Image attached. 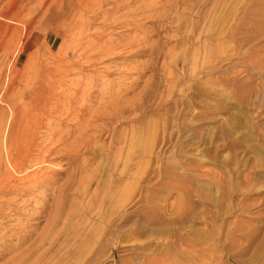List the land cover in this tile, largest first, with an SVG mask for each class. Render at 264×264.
<instances>
[{
    "label": "rangeland",
    "instance_id": "374dc122",
    "mask_svg": "<svg viewBox=\"0 0 264 264\" xmlns=\"http://www.w3.org/2000/svg\"><path fill=\"white\" fill-rule=\"evenodd\" d=\"M118 1L121 2H117L118 6L111 11L113 17L110 14L108 18L111 24L103 27L101 22L115 0H104L101 4L96 1L95 4L100 6L83 16L91 27L82 29V34L79 26L69 24L59 12H52L54 4L47 5L45 10H49L40 24L37 23L40 29L24 43L16 68L23 65L30 49L40 47L48 52L47 42L54 43L51 49L54 48L53 56L58 60L40 59L42 68L53 71L60 66L80 67L82 64V72L77 70L59 80L63 85H56L55 95H61L62 88L74 89L79 79V82L87 81L94 74L98 75V88H93L90 98H81L78 99L81 103H75L90 106V116L84 117L89 120L90 127L81 126L76 128H81V132H77L73 128L77 118L63 123L67 112L55 115L51 112L53 105L47 108L44 118L51 130L62 123L63 126L60 124L55 130L54 140L58 144L64 132L74 129V136L78 135L77 143L93 138L97 150L83 148L79 152L78 159L83 164L75 174V181L81 180L77 188L73 186L67 190L63 186L60 189L74 164L62 156L53 158L54 155L49 160L50 166L57 167L52 179L37 186L40 182L33 181L32 176L26 186L19 185L0 196V215L4 213L2 218L0 216V264L13 262L9 256L29 246L42 234L44 218L54 213L56 201L58 211L63 213L57 228L64 239L68 238L69 244L76 239L72 236L76 224L80 225V233H89L85 246L70 264H264V0H224L220 10L222 18L217 26L200 29V36L195 35L192 45L187 37L189 23L195 17L188 1L187 7L177 6L167 18L159 17L157 13L148 15V10L158 6V0ZM12 2L2 0L0 12ZM65 8L67 10L69 5ZM5 24H0V37L6 29ZM207 30L217 34L204 41L202 34L206 35ZM92 31L101 35L99 42L110 39L116 44V52L84 57L88 45L85 42L97 39L88 35ZM142 34H145L147 45L164 44L166 53L162 55L167 61L154 67L158 82L164 86L159 88L163 97L152 94L149 103L146 97L140 102L138 93L141 96L140 91L152 75V71L144 68L150 62V56H131V47H127L132 38ZM68 37L69 41H66ZM13 42L4 54L0 51L1 86L7 82L6 72H11L7 62L15 55L17 40ZM34 64L35 59L30 65ZM47 75L58 76L54 71ZM31 76L26 68L24 73L14 74L9 89L13 86L12 92L24 89ZM44 78L37 81L34 89L45 87ZM100 92L103 101L118 92L126 100L130 99L124 109L128 118L114 126L106 122L104 115L98 117L96 111L92 112ZM63 98V102L67 100L65 96ZM134 101L142 103L143 107L133 120L127 110ZM48 103L53 104V101ZM61 105L63 107L64 103ZM55 119H58L57 123ZM132 123L134 127L138 126L134 134L130 127ZM104 125L106 128L100 136L98 126ZM44 130L43 139L48 133ZM110 134H113V143L108 155L101 144L102 139L109 141ZM87 185L91 186L89 193L85 189ZM97 187L100 190L98 201L85 213L86 197ZM82 216L87 219L84 223H81ZM21 230H31L30 233L27 231L26 240L19 238L24 233ZM9 231H13L12 234ZM64 249L65 245L59 248L61 252Z\"/></svg>",
    "mask_w": 264,
    "mask_h": 264
},
{
    "label": "bare ground",
    "instance_id": "6f19581e",
    "mask_svg": "<svg viewBox=\"0 0 264 264\" xmlns=\"http://www.w3.org/2000/svg\"><path fill=\"white\" fill-rule=\"evenodd\" d=\"M1 1L2 0H0V2ZM33 1H35V0H26L24 2H23V0H13L11 5H9V3H7L8 5L6 6V9L4 8L5 9L4 12H0V24L6 23L5 24L6 29L0 37V51H1V53L5 52V50L14 41V39L17 40V47L14 49L15 55L12 54V55H14L13 58L11 60L9 59V61L7 62V64L10 63V65H11V72L10 73L6 72V73H8L6 84H4L3 86L0 85V196L2 194H5L6 192L11 191L12 189L16 188L19 185H25V183L30 181L31 178H33V177H34L33 181L40 182V184L39 183L36 184L37 186L41 185V183L43 184L45 182V180H47V179H50V178L52 179V175L57 170V167H56V165L50 166L49 160H51V157L54 155L55 156L53 158H58V157L62 156L63 158L68 159L69 163L74 164V167H73L72 171L70 172V174L68 175V177L66 178L65 182L60 185V189L62 190L63 186H66L67 190L72 189L73 186H75V188H77V186L80 184L81 180L79 182L78 181L76 182L75 181V174L80 171L79 169H81L80 167H82V164H83L78 159L79 152L83 148L86 150H97L96 149L97 147L94 145V139L93 138L89 137L88 139H84L83 141L77 143L76 140H77L78 135H76L77 137L74 136L73 130L76 128H79L81 126H83V127L85 126L84 128H86V127L88 128L91 126L89 123V120H87V118L86 119L84 118L85 115L91 114V113H89L90 106H80V104H77V105H79V106H77V105H75V103L76 102L81 103L78 101V99H81V98L83 100H85V99L88 100V97L90 96L92 90H94L93 88H95V87H96V89L98 88L97 84H96L97 83L96 82V80H97L96 76H98V75L94 74L90 78V80H88L85 77V79H87V81L82 80L79 82V80H80L79 79L78 83L77 82L75 83L77 86L74 89H71L72 91L69 90V88H67V87H66L67 89L66 88L63 89L62 87H60L63 90V91L61 90V95H55L54 90L56 89V87H58L61 84L63 85V83L59 82V80L61 79V81H62V79L70 73L75 74V71H77V70L81 71L80 67L82 64L80 65V67L78 65H75L73 67H68L69 66L68 64H67L68 66L65 65V66H60V67H56L54 65L56 67V68L54 67L55 69L53 70L54 75H58V76L47 75L49 73V71L50 72H53V71H51V69L49 70L48 68H42L39 65V60L40 59H47V60L53 61L54 59H57L53 56V53H56L54 51V48H53V50L51 49V47L54 46V43L51 44L49 42H47L48 52H46L44 49L42 50L40 47H35L34 49H30V51H28L26 57L24 58V63L20 68H16L15 65L18 62L17 60H18L20 53L23 51L24 43L27 40V38L31 37V35H33V33H35L36 31H38L40 29V25H39L40 21H41L42 17L44 16L45 12L47 10H49V8H47L45 10V7L47 5L49 7V6H51V4H54L52 12L53 11L54 12L57 11L55 13L59 12L60 15L65 16L64 18L67 19V22L69 24H71L72 26H76V27L79 26V28H80L79 33L82 34L84 29L88 30L91 27L90 23L88 21L86 22V20L83 18V16H85L88 12H93V8L95 6L96 7L100 6L99 4H95L96 1L101 4L104 2V0H99V1L98 0H36L37 3L36 2L32 3ZM158 1H159V4L157 7L148 10L149 16H152L155 13H157V15L159 17L167 18L169 13H172L173 10L176 11L175 9L177 8V6L181 7V8H185V7H187V4L191 5L192 10L194 11L193 14H194L195 20H193L191 22V24L189 23L190 29H189L187 39H188L190 45H192L193 39H196L195 35L198 33V31L200 29H203L204 26H209V25L210 26L213 25V27H214V25L217 26V24L219 23V21L222 18V16L220 15V12H221L220 10H221V5L224 4V0H158ZM187 1H188V3L186 4ZM117 2H121V1L115 0L112 7L109 9V11H107V13H106L107 15H106L105 19L102 20L101 27L109 26L111 24L112 21H108V18L111 17V15L113 17L112 13H114V12H111V11H112V9H115L118 6L117 4H119V3H117ZM65 4L69 5V8H67V10L65 8L67 5H65ZM143 5L145 6V4H143ZM146 5H147V1H146ZM148 6L150 7V5H148ZM146 8H147V6H146ZM178 9H180V8H178ZM178 9H177V11H179ZM136 12H137V10H136ZM132 13H133V11H132ZM130 15H131V12H130ZM95 16L96 15H94L93 17H95ZM179 21H180V19L178 20V22ZM37 23H39V24H37ZM207 23H209V24H207ZM181 24H184V23H181ZM65 25H66L65 26V28H66L67 24L65 23ZM101 27H100V29H101ZM209 28H211V27H209ZM76 29H78V28H76ZM207 31L208 32L206 33V35L202 34V36L205 38L204 41L209 39L210 36H212V34L215 33V31H212V30H207ZM91 34L94 35L97 39L96 40L94 39L95 41H92V42L89 41L90 43L85 42L86 45L87 44L88 45L86 46L87 49L84 52L85 53V55H83L84 57H86V58L91 57V56L96 57L99 55L100 56H106L108 54H112V53L116 52V51H114V49L117 48L116 44H114L110 39H108V40L105 39L104 41L102 40L103 42H99L101 35L99 33L93 32V31L88 35H91ZM216 34H214V35H216ZM66 35H68V34H66ZM66 35H65V38H67ZM76 35L77 34H75V36ZM198 35L200 36V32L198 33ZM37 36H39V35H37ZM71 38H72V36H71ZM81 39L82 38H80V40ZM144 39H145V34H142V36H139V37H134V38H132V40L130 41V43L128 44L127 47H131V52L129 51V53H130L129 55H131V56H136V55H141V54H147L150 56V62H148L146 65H144V68L152 71V75H151L150 80L144 85L142 91H140V92H142L141 93L142 97L140 96V93H138V100H140V102L144 101L145 100L144 98L146 97V101H147V103H149L148 99L151 98L150 96L152 94H153V96L159 94V97H163V95L161 96V91L159 90V88L163 84L161 85L160 82H158L156 72L154 71V67L157 66L158 64L164 65L167 61L165 62V55L164 56L162 55V53H166L164 50V47H163L164 44L160 45L161 47L159 46L158 42H156L155 44H152V45H147V42ZM160 39H158V40H160ZM76 40H78V39H76ZM66 41H69V37ZM68 43H70V42H68ZM77 43H79V42H77ZM80 44H81V42H80ZM138 44H142V46L141 47L136 46ZM118 46H120V45H118ZM122 46H123V44H122ZM72 47H73V45H72ZM193 47H195V46L193 45ZM8 50H9V48H8ZM163 50H164V52H163ZM191 51H192V48H191ZM196 51H197V49H196ZM60 52H62V51L60 50ZM117 52H118V50H117ZM58 53H59V51H58ZM62 53H64V52H62ZM0 55L2 56V54H0ZM194 55H195V53H194ZM194 55H193V57H194ZM8 57H10V56H8ZM52 57H54V58L52 59ZM33 59H35V64L30 65V63L33 61ZM83 59H85V58H83ZM99 59H101V57ZM180 59H181V57H180ZM170 60H171V58H170ZM62 63H65V62H62ZM25 68H26V72L29 71L32 74V76L30 77V79L27 80V82H25L24 89H20L17 92H12V89L14 86L9 89L10 83L13 82V81H11L12 76L14 74L18 75L19 72H20V74L24 73ZM95 72L96 71H94V73ZM46 76H49V78L46 79ZM68 76H70V75H68ZM42 77L43 78L45 77L44 78L45 84H46L45 87L43 89H34L36 86L35 84ZM68 79H71V78H68ZM17 82L20 83V78L17 79ZM71 82L74 83V81H71ZM15 85H16V83H15ZM56 85H58V86H56ZM73 85L74 84H72L71 86H73ZM66 86H68V85H66ZM163 87L164 86H162V88ZM57 89H56V91H57ZM100 94H101L100 96L98 95L100 98H98L99 101L96 104L97 106L95 105L96 107L94 106L92 108V109H94L92 112L96 111L95 113H97L98 117H100L101 115H104L106 117V122L108 124H111L114 126H116L117 124L123 122L126 118H128L127 115L126 116L124 115V109L126 108L125 105L128 104V102H127L128 99L126 100L123 94L118 92L114 95H110L109 98L106 99L105 101H103L104 99L102 98V96H103L102 92H100ZM63 96H65V98L67 99L64 102L62 101V99H64ZM51 100L53 101V104L48 103L49 101L51 102ZM132 100H133V98L131 99V101ZM134 100L137 102L136 98H134ZM163 100H164V98H163ZM135 101L131 103L129 110H127L128 111L127 114L132 115L133 120L137 117V114H136L137 111H139L143 107L142 103L140 105V102L136 103ZM159 101L161 102V100H159ZM158 102L156 101V103H158ZM62 103H64L63 107L61 105ZM83 103H84V101H83ZM46 104H48V105H46ZM51 105L54 106L52 111H51L54 114L57 112H59L57 114H63V112H65V113L67 112L65 120L62 121L63 123L65 121L68 122L69 120L75 121V119L77 118V121L73 122V126H74L73 128L74 129H72L70 131L67 129L68 130L67 132H64L66 130L62 129L64 132V136H63V139L60 141L59 144L57 143V141L54 140L55 136L57 135L55 130H57L60 127V124L62 125V123H60L59 127L57 128V127H54V124L52 122V124H53L52 127H54V129L55 128L56 129L51 130L52 129L51 126L49 125L51 129L48 128V123L44 122V118H46L45 114H46L47 108H49V106H51ZM160 105H162V104H160ZM144 106H145V103H144ZM149 106H150V104H149ZM61 107H62V109H61ZM145 108H148V107L146 106ZM49 114H50V112H49ZM93 115H94V113H93ZM48 118H50V117H48ZM57 118H58V116H57ZM88 118H90V117H88ZM58 119H57V121H56V119L54 121H56V123H57ZM90 121H92L91 118H90ZM95 121H96V119H95ZM132 122H134V121H132ZM95 125H96V123H95ZM130 127H132V130H133L132 133L134 134L136 129H135L133 123ZM63 128H66V127H63ZM104 128H106V125L98 126L97 131L99 132L100 136H101L102 132L104 131ZM44 129L48 130L47 131L48 132L47 137L45 139H43L44 138L43 131L45 132ZM77 130L80 131L81 128L76 129V131ZM44 134H46V133H44ZM79 134L81 135V133H79ZM84 134H86V132ZM133 134H131V136ZM91 136H92V134H91ZM112 136H113V134H110V136H109L110 139L108 138L109 141L102 139L101 148L104 151H106L108 153V155H109V151H110L109 148L112 146V143H113V137ZM121 136L122 135H120V137ZM61 137H60V139H61ZM133 139H135V138H133ZM68 146H69V148H68ZM113 147H115V146L113 145ZM56 154H58V155H56ZM115 160H116L115 163H117V158ZM68 162H64V163H68ZM39 173H40V175H38ZM29 184H30V182H29ZM81 184H83V183H81ZM90 187L91 186H89V185H87L85 187V189L87 190L86 191L87 193L90 192ZM98 188L99 187L92 190L91 195H89L88 197H86L87 193L85 194V197H86V202L84 204L86 207L85 213L88 212L89 210H91V208H94V204L98 201L97 198L100 194V190ZM60 189H59V191H60ZM101 194H102V192H101ZM3 203H6V202H3ZM58 207H59V205H58V202L56 201L54 203L55 210H54L53 214L49 215L46 212V214L48 215L47 217L45 216V214H42V215H44L43 217H46V218H44V219H46V221H44L45 224L43 225V228L40 232L42 234L39 235L36 239H34L33 242L29 246H26L25 248H23V246H25L23 244V246L20 247V248H23L21 251H18V252L16 251V253L13 256H11V257L9 256L10 258L8 257V259H12L13 262L11 261V263H5V264H70L73 257H75V255L78 254V252H80L81 249L85 246V242L87 241V239L89 237V233L83 234L82 231H81L82 233H80V230H79L80 225L78 226V224H76V227L73 226L74 228H73V232H72V236H74L76 239L72 243L69 244L67 242L68 238L64 239L62 237L60 229L57 228V226L59 225L60 218L63 217V213H61L60 210L58 211ZM47 209H48V207H47ZM85 213H84V215H85ZM98 213H99V211H98ZM0 216L2 218V216H4V213H3V215L1 214ZM81 218H83V216ZM85 221H87L86 217L82 219L81 223H84ZM18 224H20V223H18ZM21 226H23V225H21ZM26 226L27 225H25L24 227H26ZM12 229H14V228H11V230ZM38 229H36V230L38 231ZM23 231H24V233L21 234V237H19L20 239H22V241L26 240L25 238L28 236L27 231H29V230H27V231L23 230ZM30 231H29V233H30ZM11 232H13V231H11ZM11 232H10V234H12ZM14 232L16 233V229L14 230ZM17 232H18V230H17ZM33 235L35 236L36 234H33ZM33 235H31V236H33ZM7 237H9V235ZM13 237H17V236H13ZM5 240H7V239H5ZM67 243H68V246H67ZM64 245H65V249L63 252H61L59 250V248L61 246H64ZM6 246H8V245H6ZM10 249H12V248H10ZM0 252H2V251H0ZM13 252H15V251H13ZM10 255H11V253H10ZM6 259H7V256H6ZM7 260H5V262Z\"/></svg>",
    "mask_w": 264,
    "mask_h": 264
}]
</instances>
